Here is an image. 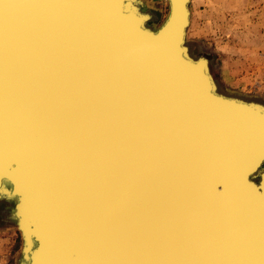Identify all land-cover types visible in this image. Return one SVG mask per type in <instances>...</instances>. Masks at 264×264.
Returning a JSON list of instances; mask_svg holds the SVG:
<instances>
[{"label": "water", "instance_id": "95a60500", "mask_svg": "<svg viewBox=\"0 0 264 264\" xmlns=\"http://www.w3.org/2000/svg\"><path fill=\"white\" fill-rule=\"evenodd\" d=\"M168 3L164 22L153 31L140 29L137 37L122 32V12L110 10L123 8V0H0V37L7 41L32 33L41 39L44 34V47L65 52L61 68L51 71L56 94L50 116L55 125L48 152L49 157H57L48 179L50 184L55 180L59 210L50 189L44 205L42 195L22 189L17 175L8 174V184L0 192L4 194L0 202L12 204L8 219L22 236L20 264L35 263L44 238L38 218L46 225L57 213L73 246L70 258H78L79 264H264V241H256L254 224H249L264 216V169L252 175L258 198L240 203L243 200L230 194L213 200L215 206L228 210L227 216L239 209L252 218L245 227L211 223L204 207L206 191L202 185L194 188L204 170L207 180L212 174V186L229 192L241 175L210 153L226 141L244 145L247 139H238L237 111L211 109L212 102L223 104L225 99L217 92L211 65L209 69L202 61L207 56L194 59L184 45L188 0ZM111 41L127 51L126 65L120 64L122 53L115 50L110 67L101 73L87 50L95 49V54ZM78 50H82L81 62L71 54ZM110 89L116 96L107 92ZM81 121L93 129L75 127L82 126ZM251 128L263 135L259 141L264 145L262 127L258 130L256 121L250 120L243 129ZM76 129L73 138L70 133ZM39 134L43 145L42 127ZM59 137L61 142L53 144ZM40 150L43 160L46 149ZM204 161L212 163L211 169L204 168ZM39 166L42 171L44 164ZM85 172L86 183L81 180ZM81 183L92 205L70 207L60 190L72 200ZM31 199L37 209L32 224ZM81 238L96 249L75 247Z\"/></svg>", "mask_w": 264, "mask_h": 264}, {"label": "bare ground", "instance_id": "6f19581e", "mask_svg": "<svg viewBox=\"0 0 264 264\" xmlns=\"http://www.w3.org/2000/svg\"><path fill=\"white\" fill-rule=\"evenodd\" d=\"M190 1L191 0H188L189 10ZM141 4V0H123L122 10H113L112 7L110 8L111 11L122 12L119 15L121 21L120 27L121 31L127 33V35L135 34L138 37L140 36V29L155 30V28L150 26L152 15L145 12ZM190 18L191 11L189 26ZM189 26L187 29H189ZM187 29L185 36L186 44L184 45H187L186 48L189 55L194 59H198L193 55L191 47L187 43ZM26 35L27 36L23 37H12V39H9V37L7 41L6 36L0 37V192L6 184H8V180H6L7 175L12 174V177L17 175V182L20 185L21 180L22 189L27 194L32 192L34 195L36 191L37 195H42L44 205L46 204L47 195L51 190L55 196V209L58 211L60 205H58L56 201L58 200V195L54 188L55 180L50 184L48 179V175L51 173L52 162L54 158L57 157H49L48 152L52 143L51 129L55 125V120H52V114L50 116V107L52 108L51 103H53V96L56 94V85L53 82L51 71H58V69L61 68L65 52L57 48L50 50L44 47L43 44L46 43V39L43 37L44 34H41V39L34 36L32 33H26ZM98 42L103 43L102 41ZM33 43H40V45L36 47L32 45ZM103 49L107 50L105 51ZM94 50L95 49H88L87 51L90 59L96 58L97 69L101 73L110 67V55L112 51L115 50L122 53L123 58L120 64L122 66L126 65L123 54L127 55V51H125L122 46L120 47L118 45L116 47L113 41L103 48H100L95 54ZM81 51L82 50L71 52V54L73 56L78 55L80 61L79 54ZM205 58L207 60L202 61H207L206 64L210 69V60L207 57ZM82 67L85 68L83 64ZM75 68L80 69L81 67L75 64ZM214 82L217 92L225 101H223V104L212 102L211 109L215 110L218 108L229 112L237 111L236 125L238 126V139L244 138L247 140H243L244 145L226 141L223 148H219L221 153L218 148H213L214 152L210 153V155L218 156L221 159L223 158L229 165L236 167V171L241 175V179L237 184L230 185L233 188L229 190V192H224V190L218 191V186L216 187L215 184L212 186V183L209 182V178L212 174L207 180L208 175H205L206 172L202 170L199 182L197 183L196 180L194 181V188L200 189L203 186L206 191V202L204 207L209 214V221L211 223L222 221L224 223L238 224L245 227L247 225L245 222L247 221L249 223L252 218L249 220V217H245L246 214L239 209L232 210L227 216L226 212L228 210H225L224 207L215 206L213 200H221V198L230 194V197L243 200L240 201V203L248 202L249 199L253 200V198H258L256 196L255 186L253 185L255 178L252 175L255 171L258 170L262 172L264 169V145L259 141L260 137H263V135L261 134L260 136L252 128L245 131L243 127L246 126L247 122H250V120H255L257 128L261 126L264 130V103L257 100H245L236 96L227 95L221 90L216 78ZM107 92L111 96H116V94L111 92V89ZM63 119L65 121V118ZM80 123H82V126L78 124V126L75 127H84L85 129L87 126L93 129V127H89L87 121H81ZM41 127L44 130L43 145H41L39 134ZM77 133L78 129L70 134L75 138ZM61 140L62 139L59 137L53 144L61 142ZM41 147L46 149L45 155L43 156L44 162L42 156L39 154L42 153L40 150ZM199 151L203 152V150ZM57 155L67 164H71L66 156L58 152ZM202 157L203 156H200V159H202ZM39 163L44 164V169L42 171ZM203 166L204 168L207 167V169H211L212 163L204 161ZM61 167V165H58L59 169H61ZM204 176L207 177L204 178ZM57 177L61 178V176ZM87 179L88 175L85 172L81 180L86 183ZM69 180L72 181L71 178ZM57 183L59 186V182ZM34 184H36L37 188H34ZM237 185L240 187L238 190ZM78 189L80 190L79 193H72V200L63 190H60V193L64 196L66 203L70 207L76 205H80L81 207L91 206L92 199L89 197L86 185L83 183L78 184ZM0 196H4V194L0 193ZM31 201L30 217L34 216V221L30 219L29 222L34 223L37 219V209H33L35 201L33 199H31ZM0 203H3V205L0 204V207L9 205L12 209L11 203L4 200ZM11 209L6 212L8 213V218ZM43 209L45 210V208L42 207L41 212H43ZM223 214L228 218L225 216L224 220H218ZM258 220H260L261 223H257ZM249 224H254L252 227L254 229L256 241H264V216L256 217L255 220ZM37 225L38 229L42 230L41 233L44 235V238H42L40 247L37 248L34 264H79L81 262L76 257L70 258V251L73 246L71 243L68 244L65 238L63 221L58 213L54 217V220L50 218V222H47L46 225L41 218H38ZM76 243L75 247L84 246L83 248L96 249L94 244L87 247V240L82 238L79 242L76 241ZM32 248L33 246L31 245L30 249ZM22 254L21 252L19 264L22 260ZM92 259L93 258L89 260Z\"/></svg>", "mask_w": 264, "mask_h": 264}, {"label": "rangeland", "instance_id": "374dc122", "mask_svg": "<svg viewBox=\"0 0 264 264\" xmlns=\"http://www.w3.org/2000/svg\"><path fill=\"white\" fill-rule=\"evenodd\" d=\"M141 2L152 15L150 26L158 28L169 13L168 0ZM190 11L187 43L195 57L209 58L221 90L264 103V0H191ZM10 209L0 207V264H19L23 247Z\"/></svg>", "mask_w": 264, "mask_h": 264}]
</instances>
